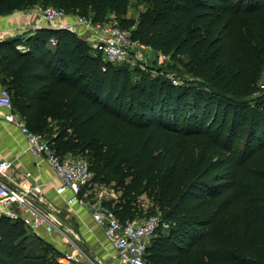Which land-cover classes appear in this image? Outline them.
Masks as SVG:
<instances>
[{
	"label": "trees",
	"instance_id": "16d2710c",
	"mask_svg": "<svg viewBox=\"0 0 264 264\" xmlns=\"http://www.w3.org/2000/svg\"><path fill=\"white\" fill-rule=\"evenodd\" d=\"M38 1L0 0V16ZM41 1L91 11L98 22L109 14L125 21L131 5ZM150 1L137 24L128 22L132 36L179 61L189 55L185 65L202 66L209 89L175 86L147 70L133 80L73 30L46 26L0 41V81L58 154L86 157L96 180L115 182L119 196L104 203L122 222L157 212L171 222L154 237L148 264H264V91L254 105L234 100L230 109L227 95L243 74L224 42L244 4L263 0ZM143 193L153 203L145 213ZM32 236L42 239L1 216L0 264H63L47 240L33 252Z\"/></svg>",
	"mask_w": 264,
	"mask_h": 264
},
{
	"label": "built area",
	"instance_id": "2783aa9c",
	"mask_svg": "<svg viewBox=\"0 0 264 264\" xmlns=\"http://www.w3.org/2000/svg\"><path fill=\"white\" fill-rule=\"evenodd\" d=\"M17 11L12 13H18ZM112 15V18L103 22L83 15L70 19L66 9L48 5L34 10L28 17L34 16L37 19L33 29L46 26L73 30L99 49L104 59L111 63H129L142 59L143 51L152 47L134 38L132 33L118 22L115 15ZM23 27L25 26L0 25V41L21 33L20 29ZM50 41L52 45L57 44L56 37H52ZM18 47L25 46L22 44ZM2 109L7 110L3 119L19 126L26 136L28 150L41 162L46 161L54 170L55 177L59 180L54 191L66 204L69 216L82 219L80 209H87L94 224L102 228L114 248L115 252L110 255L113 260L121 264H148L147 253L154 237L159 230L169 229L171 222L160 212L122 222L116 212L102 201L103 191L96 194L98 201L93 199V193L100 190L103 184L95 179V172L91 169L89 160L74 154H58L51 140L44 134L33 131L15 110L12 93L5 86L0 88V110ZM11 167L12 162L0 156V217L7 215L13 220L20 219L37 235H41L43 229L48 233H56L58 240L54 245L65 247L59 256V261L63 264H104L100 258L97 261L91 259L81 248L86 239L61 218L44 188V183L25 184L11 178L7 180ZM31 177L33 175L30 171L22 175L26 181ZM89 232L96 234L92 227ZM100 243L101 247H108L102 241Z\"/></svg>",
	"mask_w": 264,
	"mask_h": 264
},
{
	"label": "rangeland",
	"instance_id": "374dc122",
	"mask_svg": "<svg viewBox=\"0 0 264 264\" xmlns=\"http://www.w3.org/2000/svg\"><path fill=\"white\" fill-rule=\"evenodd\" d=\"M264 3V0H263ZM155 5L154 1L150 0H131L129 13L125 16V21L117 19L118 22L131 32L135 26L128 27L129 21H133L136 24L139 22L141 14L147 11L150 7ZM46 5L41 0L36 5H26L22 10L17 12L25 13L29 15L36 9H42ZM244 12L237 16L234 25L230 30V34L225 37L224 42L228 48V52L240 59V69L242 70L243 78L239 82V89L236 94H228L230 97L227 103L230 109L234 106V100H245L251 105L256 103V98L264 91V5H257L256 1L246 2L243 6ZM84 11H72L67 10L68 17L75 19L77 16L82 15ZM88 17L92 15L91 11H88ZM113 15L109 14L108 18H112ZM30 18V17H29ZM130 23V22H129ZM33 26L28 24L20 29L21 33L17 35H26L29 31H32ZM78 35V34H77ZM80 38L82 36L78 35ZM83 39V38H82ZM24 42H19L18 45H22ZM90 45V52L95 53L98 49ZM242 56V59L240 58ZM142 59H135L129 63H114L119 67H124L130 74L133 80H136L140 72L147 70L153 74H159L169 83L175 86H194L203 90L209 89L211 84L209 77L206 75L202 66L193 65L187 67L185 63L190 61L189 55H183L182 61L177 58L171 57V55L163 54L152 48L147 51H143ZM231 103V105H230ZM226 105V104H225ZM115 182L102 183L103 187L93 193V199L98 201L96 194L101 191L104 192L102 201L117 198L119 193L114 189ZM92 200V198H89ZM141 208L143 212H149L153 205L147 194L143 193L139 197ZM34 233V232H33ZM33 252H40L44 250L45 239H38L36 236L31 237ZM51 247H46L49 251ZM46 250V251H47Z\"/></svg>",
	"mask_w": 264,
	"mask_h": 264
},
{
	"label": "crops",
	"instance_id": "0c3cea01",
	"mask_svg": "<svg viewBox=\"0 0 264 264\" xmlns=\"http://www.w3.org/2000/svg\"><path fill=\"white\" fill-rule=\"evenodd\" d=\"M36 22V17L31 16L29 18L26 14L19 15L18 13H10L0 16L1 26H27L28 24L33 26ZM59 23H57V25ZM2 86L3 84L0 81V88ZM6 111V109L0 110V156L12 162V167L8 171L9 177L6 179L23 181L25 184L44 183V188L51 201L56 205L58 214L66 223L71 224V226L79 231L86 239V243L81 247L85 253L93 260L97 261L98 258L102 259L104 264H121L110 257L111 253H114L115 250L110 245L102 228L94 224L90 212L87 209H80L83 222L82 219L69 216L66 204L54 191L55 185L59 183V180L55 177L54 170L46 161L41 162L28 150V140L19 126L8 123L3 119ZM26 171H30L33 175V177L27 181L22 178V175ZM90 227L94 228L95 235L89 232ZM41 232L42 234L38 236L53 243V245L58 240L56 233H48L44 229ZM100 241L108 247H101ZM57 248L61 251L65 247Z\"/></svg>",
	"mask_w": 264,
	"mask_h": 264
}]
</instances>
